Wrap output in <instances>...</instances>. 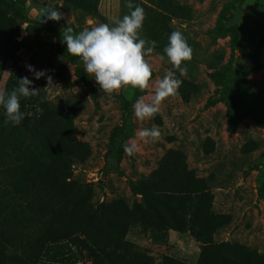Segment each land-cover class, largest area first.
<instances>
[{"label":"rangeland","instance_id":"obj_1","mask_svg":"<svg viewBox=\"0 0 264 264\" xmlns=\"http://www.w3.org/2000/svg\"><path fill=\"white\" fill-rule=\"evenodd\" d=\"M128 2L0 0V90L21 77L40 90L20 98L19 125L6 123L0 108V264L59 257L92 264L68 241L71 233L86 237L85 227L115 250L98 264L141 255L150 264H264V0H131L144 9L139 35L153 47L145 56L151 76L143 90L105 93L60 35L64 27L75 34L113 26ZM45 7L62 19L45 20ZM174 30L192 48L186 74L176 71V94L138 120L134 101L150 102L174 71L160 59ZM26 65L46 75L34 79ZM153 126L160 136L145 142L138 133ZM125 144L136 145L131 156ZM54 172L52 190L43 182ZM37 173L32 194L27 183ZM65 201L77 204L78 218L57 225L53 215ZM44 230L59 240L40 238Z\"/></svg>","mask_w":264,"mask_h":264},{"label":"clouds","instance_id":"obj_2","mask_svg":"<svg viewBox=\"0 0 264 264\" xmlns=\"http://www.w3.org/2000/svg\"><path fill=\"white\" fill-rule=\"evenodd\" d=\"M130 11L113 26L100 23L90 26L78 33H73L71 27H64L60 35L61 43L66 51L79 58L83 63L84 72L95 81L99 89L105 93H112L123 86H131L140 90L148 86L151 68L145 56L152 53L153 47L146 40L140 38V30L144 21V9L133 5L131 0L126 5ZM45 20L59 21L61 14L56 9L45 7L42 16ZM167 58L174 71H169L157 83L150 102H145L143 97H137L132 108L138 120L151 118L157 111L160 103L169 96L175 95L181 80L176 77V71L181 76L186 74V67L182 61H189L192 57V48L187 43L183 33L179 30L172 31L167 37V44L163 48L160 59ZM26 70L32 73L34 79L46 75L47 70H36L31 65H26ZM47 85L51 84V77L47 76ZM17 86L10 91L0 90V108L4 110L5 122L13 126L19 125L25 114L20 110V98L34 97L39 94L38 89L32 86V80L21 77ZM145 142H150L160 136L156 126L143 128L138 133ZM126 155L131 156L135 144L122 145Z\"/></svg>","mask_w":264,"mask_h":264},{"label":"trees","instance_id":"obj_3","mask_svg":"<svg viewBox=\"0 0 264 264\" xmlns=\"http://www.w3.org/2000/svg\"><path fill=\"white\" fill-rule=\"evenodd\" d=\"M7 166H3V170L6 169ZM45 169L43 168L41 172H43ZM43 174L37 173L36 177L28 179L27 183V191H29L32 194L37 193L40 184L38 181L42 178ZM54 181L49 182L46 179L43 182V186H47L51 188L52 190L56 189V181L60 179L58 177L57 172L53 173ZM65 209L63 212H58V215L54 214L53 218L55 219V222L57 225H62V224H67L70 223V221H74L78 218V215L76 214V207L77 204L73 201H65ZM103 217L108 219V213L110 212L109 208L103 209ZM56 215V216H55ZM108 215V216H107ZM163 218V217H160ZM109 221V220H108ZM52 223V222H51ZM53 224V223H52ZM158 224V223H157ZM169 221L164 220L163 222L161 221L160 225H170ZM85 232H86V237H81L80 235L71 233L69 235V240L78 251L84 252L85 255L90 259L92 264H98L99 258H110L113 254H115V250H110L108 245H106L103 241H97L95 239V236L90 232H88V227H85ZM47 236V237H46ZM46 237V241H48L51 245H53L54 242H57L59 239L56 237V232L55 231H43L42 234H40V238ZM36 253L34 255V252H32V256L36 258L38 257L39 253V248H40V242L36 241ZM118 253H121L119 251ZM9 254H12L10 251ZM136 256V255H135ZM139 257V256H138ZM151 258L147 255H141L140 258H135L134 260H131L127 262V264H150ZM46 264H74V263H69L68 258H63L59 257L55 260L46 262ZM175 264H181V263H175Z\"/></svg>","mask_w":264,"mask_h":264}]
</instances>
